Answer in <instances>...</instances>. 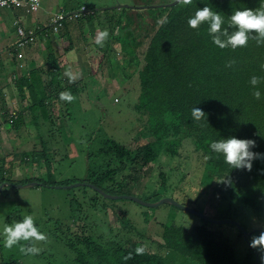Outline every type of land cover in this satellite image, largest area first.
I'll list each match as a JSON object with an SVG mask.
<instances>
[{
	"label": "rangeland",
	"instance_id": "1",
	"mask_svg": "<svg viewBox=\"0 0 264 264\" xmlns=\"http://www.w3.org/2000/svg\"><path fill=\"white\" fill-rule=\"evenodd\" d=\"M65 1L39 0V7L34 12L0 7V264H75L66 244L60 242L67 240L60 233L63 230L67 235L75 233L79 224L81 231L91 233L89 239L100 243L103 248L110 247L111 242L129 241L144 243L155 250L154 240H158L159 224L200 221L199 217L168 203L146 207L129 199L103 198L87 186L62 188L82 182L80 179L86 174L87 154H90V163L94 158L91 155L93 145L96 147L102 140H114L129 149L147 145L151 161L158 152V142L155 143L145 115L139 114L133 107L137 81L135 77L131 79V71L127 67L131 57L122 54L123 42L110 38L107 41L109 49L100 59L102 51L96 48L100 45L95 41L101 31L95 19L91 23L92 33L85 20L77 19L67 25L65 36H59L63 28L57 25L58 30H54L51 19H56L59 14L65 16ZM68 1L73 5L80 4V11H83V4L95 13L110 9L109 13L121 14L125 13L122 10L124 6H141L140 0ZM127 11L131 15L141 14L132 16L129 25L133 35L141 41L135 46L136 57L140 59L154 20L146 10ZM15 17L18 23L31 31L44 26L46 35L31 33L32 41L21 49L22 59L19 60L13 50L17 38L13 24ZM60 22L64 23L63 20ZM124 22L121 15V25ZM114 34L121 37L123 28L117 27ZM48 52L53 53L59 64L65 86L61 92L73 87L76 91L71 94L75 99L69 103L60 99V91L54 93L57 97L46 107L52 122L39 119L37 122L41 123L36 124L33 122L34 114L26 105L28 98L19 99L13 80L21 74L45 67L43 63ZM69 68L74 73H81L74 83H69L64 75ZM42 75L44 78L45 74ZM6 84L9 87L6 88ZM41 145L46 149L45 157L37 162ZM190 148L189 143L184 142L175 159L159 153L157 161L147 168H142L139 162L135 163L126 173V186L122 187L121 193L151 203L154 202L149 196L152 188L164 181L166 189L160 198L171 195L182 206L215 220L233 219L249 231L243 240L230 224H207L230 239L237 253L241 254L245 242H250L254 235L258 236L252 232L256 229L264 231V222L252 216L247 206L237 207L238 204L230 198L210 196L209 183L205 178L208 166H203ZM31 160L34 162H29ZM91 181L82 183L93 185ZM28 182L38 185L16 186ZM100 184V188L104 189L106 182ZM89 198L94 199V202L90 200L93 207ZM26 215H31L39 230L47 236V242H36V246L42 249L38 255H24L18 246L11 249L4 247V227L22 221ZM163 254V264H199L173 252Z\"/></svg>",
	"mask_w": 264,
	"mask_h": 264
},
{
	"label": "trees",
	"instance_id": "2",
	"mask_svg": "<svg viewBox=\"0 0 264 264\" xmlns=\"http://www.w3.org/2000/svg\"><path fill=\"white\" fill-rule=\"evenodd\" d=\"M171 1L140 0L141 6H124L122 10L125 13L121 14L109 13L110 9L95 13L83 4V11H80V4L73 5L71 1H65V12L74 13L62 17L64 23L60 22L59 27L62 26L63 29L59 36H65L68 32L67 25L77 19L85 20L92 33L91 23L95 19L99 30L102 32L106 29L109 33L104 46L96 47L102 51L100 59L109 49L107 41L110 38L123 42L122 54L131 57L127 67L131 71V79L135 77L137 81L134 87L137 96L133 100V107L139 114L145 115L155 143L158 142V152L154 157L156 160L151 161L147 145L129 149L114 140H102L96 147L93 145L91 155L94 158L90 163V154H87L86 174L80 181L92 180V184L98 188L100 183L106 182L101 190L112 195L124 194L121 190L126 186V173L130 172L132 165L139 162L142 168H147L157 161L159 153L175 159L179 155V147L188 142L191 151L203 166H208L205 171V178L209 183L208 194L220 199L230 198L238 204L237 207L247 206L252 216L264 222V158L254 159L251 171L231 169L224 156L214 153L210 148L213 141L236 137L255 140L256 147L252 151L264 154V82L257 86L261 91L259 100L254 98V88L250 84L252 76L264 77V69L261 68V64H264V45L257 46L254 40H249L247 47L220 49L208 35L209 26L206 23L198 29H192L187 23L198 9L209 6L224 17L226 27L236 10H254L262 0H192L187 6L170 4ZM132 9H140L142 12L146 10L154 20L140 59L136 57L135 46L141 41L133 35L129 25L132 16L141 14L131 15L127 10ZM121 15L125 21L122 25ZM117 27L123 28L121 37L114 34ZM44 28L39 26L33 33L45 35ZM38 29L41 31L38 32ZM235 30L229 28L230 32ZM44 59L45 67L21 74L13 80L19 99L28 98L26 105L34 114L33 122L36 124L41 123L37 122L39 119L42 122H52L47 116L46 107L57 97L54 93L65 88L53 53L48 52ZM232 60L235 64L228 67V62ZM42 74H45L44 78ZM65 90L76 91L73 87ZM194 107L206 113L202 121L192 119L191 111ZM11 125L15 127V124ZM45 150L41 145L37 162L43 161ZM226 177H230L229 184L217 183L216 180ZM163 182L160 181L157 187L152 188L149 194L151 201L164 194L166 188ZM94 193L99 195L95 191ZM169 197L173 199L171 195ZM90 200L94 202V199L89 198L93 207ZM71 214L74 216L72 210ZM199 220L201 222L159 224L158 240H154L155 250L144 243L129 241L111 242L110 247L103 248L100 243L89 239L91 233L81 231L80 224L76 225L75 233L67 235L63 230L60 236L67 240L59 241L66 244L75 264H163L164 252H173L199 264H262L261 253L252 248L250 242H245L243 252L238 254L230 239L209 228L207 224H211L210 222L200 217ZM236 230L242 237L240 231ZM261 230L256 229L252 233L259 235ZM142 245L146 252L137 255L135 249ZM130 252L132 258L125 260L124 257Z\"/></svg>",
	"mask_w": 264,
	"mask_h": 264
},
{
	"label": "clouds",
	"instance_id": "3",
	"mask_svg": "<svg viewBox=\"0 0 264 264\" xmlns=\"http://www.w3.org/2000/svg\"><path fill=\"white\" fill-rule=\"evenodd\" d=\"M175 3L180 6H187L192 3V0H175ZM187 23L192 29H198L206 23L209 26L208 35L214 45L220 49L231 48L235 50L238 47H247L249 40H254L257 46H262L264 45V0L254 10L249 8L236 10L230 16L226 27L224 26V17L219 12L213 11L209 6L198 9L194 16L188 19ZM229 28L236 30L230 32ZM253 33L255 35H252ZM108 36L109 33L106 29L100 32L96 38V44L103 47ZM233 64H235L234 60L229 61L227 66L231 67ZM261 68L264 69V64H261ZM64 75L68 77L69 83H74L81 73H74L69 68ZM262 82H264V77L252 76L250 78V84L254 88L253 96L257 100L261 99V91L257 86ZM60 99L70 103L75 97L71 92L65 91L60 93ZM205 115L206 113L197 107H194L191 111L192 119L197 122L202 121ZM254 147H256L255 140L236 137L223 138L210 144L211 150L216 154H222L231 169H246L248 171H251L254 159L264 158V154L252 151ZM216 181L227 185L230 183V177ZM3 236L5 248L11 249L18 246L19 251L24 255H38L42 249L36 246V242H47L46 234L39 230L31 215L24 216L22 221L6 225L3 229ZM250 246L261 253V261L264 264V231L251 238ZM145 252L146 248L143 245L135 249L137 255H143ZM131 258V252L124 257L125 260Z\"/></svg>",
	"mask_w": 264,
	"mask_h": 264
},
{
	"label": "water",
	"instance_id": "4",
	"mask_svg": "<svg viewBox=\"0 0 264 264\" xmlns=\"http://www.w3.org/2000/svg\"><path fill=\"white\" fill-rule=\"evenodd\" d=\"M174 3H175V0H172L170 2V4H174ZM71 13H74V11L66 13L65 16H68ZM36 184L37 183H35V182H28L26 184H23V185L19 184V185H16V186L17 187L32 186V185H36ZM83 185H86L87 187H90L95 192H97L100 196H102L103 198H106V199H129V200H132V201H134V202H136V203H138L140 205L146 206V207H155V206L160 205L162 203H168V204H171L172 206H175L176 208H179V209L185 210V211H187L189 213H192V214H194V215H196V216H198V217L202 218L203 220L208 221L210 223H215V224L226 223V224L233 225L234 227H236L240 231L243 240H245L246 235L250 233L249 231L244 230V228L238 222H236L233 219H218V220H215V219L209 218V217H207L206 215H204L202 213L195 212L194 210H192L190 208L182 206L177 201L173 200L172 198H170L168 196L159 198L156 201L149 203V202L141 201L137 197L132 196V195H128V194H118V195L108 194V193L104 192L103 190H101L100 188H98V187H96L94 185L85 184V183H81V182L72 183V184L63 186L62 188H73V187H78V186H83ZM51 187L55 188L56 186H51ZM256 258H257V255L255 254V259Z\"/></svg>",
	"mask_w": 264,
	"mask_h": 264
},
{
	"label": "built area",
	"instance_id": "5",
	"mask_svg": "<svg viewBox=\"0 0 264 264\" xmlns=\"http://www.w3.org/2000/svg\"><path fill=\"white\" fill-rule=\"evenodd\" d=\"M0 7L3 8H22L25 12H34L39 7V0H0ZM72 14V13H71ZM62 15L59 14L56 19H51L53 25L52 28L54 30L57 29V25H60V20L62 19ZM15 23V34H16V41L14 42L13 50L15 52V58L17 60L22 59V52L25 46H27L32 41L31 33L33 30L25 29L21 26L17 21Z\"/></svg>",
	"mask_w": 264,
	"mask_h": 264
},
{
	"label": "crops",
	"instance_id": "6",
	"mask_svg": "<svg viewBox=\"0 0 264 264\" xmlns=\"http://www.w3.org/2000/svg\"><path fill=\"white\" fill-rule=\"evenodd\" d=\"M6 9H9V8H6ZM9 10H12V9H9ZM68 12H70V11H68ZM68 12H67V13H68ZM15 19H16V17H15ZM15 21H17V19H16ZM15 21H14V22H15ZM17 22H18V21H17ZM13 24L15 25V23H13ZM19 24L21 25L20 22H19ZM21 26H22V25H21ZM37 28H39V27H37ZM25 29H28V28H25ZM9 36L11 37L12 35H9ZM34 37H35V35H34ZM13 40H14V39H13ZM29 44H30V43H29ZM13 45H14V44H13ZM6 85H7V84H6ZM6 85H5V86H6ZM6 88H7V87H6Z\"/></svg>",
	"mask_w": 264,
	"mask_h": 264
}]
</instances>
